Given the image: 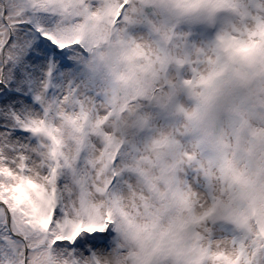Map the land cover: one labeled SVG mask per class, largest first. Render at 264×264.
<instances>
[{"label":"snow or ice","instance_id":"snow-or-ice-1","mask_svg":"<svg viewBox=\"0 0 264 264\" xmlns=\"http://www.w3.org/2000/svg\"><path fill=\"white\" fill-rule=\"evenodd\" d=\"M0 264H264V0L0 7Z\"/></svg>","mask_w":264,"mask_h":264},{"label":"clouds","instance_id":"clouds-1","mask_svg":"<svg viewBox=\"0 0 264 264\" xmlns=\"http://www.w3.org/2000/svg\"><path fill=\"white\" fill-rule=\"evenodd\" d=\"M156 19H159V17L157 16ZM181 28H187V25H181ZM193 30L195 31H201L202 29L199 27V26H196ZM212 36L214 37L215 36V31H212ZM138 55H143L142 53L138 54ZM202 69L205 67V65H201L200 66ZM104 69L101 68V72H103ZM187 79H192V72L189 71L187 76H186ZM188 106L191 107V101H188ZM122 197L124 199V203L127 205V204H130V194L127 192V190H124L122 192ZM77 196H78V189H75L73 188L72 189V196H71V199L72 200H76L77 199ZM91 198L94 199V200H98V197L95 193H91ZM200 209L198 208L197 211H199ZM129 215L131 216V220L129 222V230L132 232V237L131 239L127 242L128 244V247L131 248V245L134 243L135 241V230H136V227L139 226V225H142L143 224V217L139 214H137L135 212L134 209L132 208H129ZM125 257H126V253H125Z\"/></svg>","mask_w":264,"mask_h":264},{"label":"rangeland","instance_id":"rangeland-1","mask_svg":"<svg viewBox=\"0 0 264 264\" xmlns=\"http://www.w3.org/2000/svg\"><path fill=\"white\" fill-rule=\"evenodd\" d=\"M24 3V0H0V7H3L4 9V14L7 15L8 11L10 10V6L11 5H16L17 7L21 6ZM30 18H32L31 13L29 14ZM29 18L28 16L25 17V19ZM45 21L42 19H37V21L35 20L33 23H37L38 21ZM31 25H20L18 30H26L27 28H29ZM46 26V25H43ZM198 35L200 36H206V32H200L198 33Z\"/></svg>","mask_w":264,"mask_h":264},{"label":"trees","instance_id":"trees-1","mask_svg":"<svg viewBox=\"0 0 264 264\" xmlns=\"http://www.w3.org/2000/svg\"><path fill=\"white\" fill-rule=\"evenodd\" d=\"M32 15V22H34L35 20L37 21V19H42V20H47L49 17H48V14L46 13H43V12H36V13H31ZM37 23H42V21H38Z\"/></svg>","mask_w":264,"mask_h":264}]
</instances>
